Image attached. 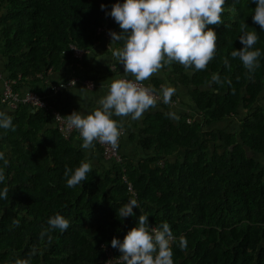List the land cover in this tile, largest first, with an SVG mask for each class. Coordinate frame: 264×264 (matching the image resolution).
<instances>
[{
  "label": "trees",
  "instance_id": "16d2710c",
  "mask_svg": "<svg viewBox=\"0 0 264 264\" xmlns=\"http://www.w3.org/2000/svg\"><path fill=\"white\" fill-rule=\"evenodd\" d=\"M117 1L0 0L3 76L19 78L15 90L27 84L41 94L37 83L43 80L36 74L76 62L71 45L90 49L105 23L110 31H122L107 14ZM255 7L252 0H225L223 23L208 26L218 39L206 69L186 70L176 62L163 68L169 80L188 89L200 117L174 122L165 112L148 115L137 143L153 152L137 163L125 159L102 169L91 164L87 180L68 188L66 166L75 170L87 160L55 127L40 136L52 118L50 111L20 105L2 112L12 118L15 131L0 128V172L5 176L0 193L7 189L6 198L0 195V264L18 259L103 264L101 246L120 256L111 241L123 242L141 214L149 225H170L174 264H264V169L257 160L264 159V31L253 23ZM244 25L258 35L254 49L261 56L253 72L231 56L243 48L239 37ZM122 45L116 42L117 48ZM114 72H124L123 65ZM214 73L221 83L212 82ZM159 82L154 80V86ZM230 117L235 126L221 127ZM180 149L183 154L172 159ZM131 198L140 209L119 218L117 210ZM57 214L70 226L53 231L49 242L42 233ZM181 237L187 241L183 250Z\"/></svg>",
  "mask_w": 264,
  "mask_h": 264
},
{
  "label": "clouds",
  "instance_id": "9594fccd",
  "mask_svg": "<svg viewBox=\"0 0 264 264\" xmlns=\"http://www.w3.org/2000/svg\"><path fill=\"white\" fill-rule=\"evenodd\" d=\"M252 2L256 4L252 14L253 23L264 31V0ZM224 3L225 0H124L123 3H115L107 14L122 31L109 32L112 42L108 50L113 43L123 42L122 47L111 49V57L123 65L125 76L131 75L134 79H113L108 84L107 94L99 99V107L91 113L82 115L74 111L68 116L57 114L54 121L59 123L63 120L69 130L75 129L82 140L80 147L84 150L95 148L96 143L117 147L121 126L112 117L140 120L146 111L158 105L155 90L144 87V81L174 62L186 70L201 71L207 68L215 56L218 39L214 29L208 26L223 23L221 14ZM105 8L106 5L102 4L101 9ZM246 28L247 25H244L240 29L243 34L239 40L243 48L232 51L231 56L239 58L242 65L253 72L259 66L261 51L254 49L257 33L246 31ZM224 63L230 67L227 60ZM211 80L221 83L220 76L215 73ZM70 83L73 86L76 81ZM173 91L169 87L161 89L164 103L170 101ZM0 128L15 131L12 118L2 112ZM3 159L4 153L0 152V160ZM91 171L90 162L81 161L75 170L66 166V186L76 187L87 180V174ZM4 179V174L0 172V182ZM0 195L6 198L7 189ZM134 208L140 209V205L135 198H131L117 210V215L121 219L134 216ZM138 221V225L125 235L123 242L115 237L111 241V246L121 253L116 258L117 264H174L171 243L175 237L170 225L165 222L150 227L148 217L143 214ZM48 224L49 228L42 235H47L49 242L53 231L63 232L70 226L69 221L59 214L50 217ZM179 246L181 250L187 247L184 237L180 238ZM15 264L28 262L18 259Z\"/></svg>",
  "mask_w": 264,
  "mask_h": 264
},
{
  "label": "crops",
  "instance_id": "0c3cea01",
  "mask_svg": "<svg viewBox=\"0 0 264 264\" xmlns=\"http://www.w3.org/2000/svg\"><path fill=\"white\" fill-rule=\"evenodd\" d=\"M1 11V9H0ZM111 37L96 40L90 49H87L84 57L81 60L76 59V62L67 61L57 70H52L46 81H40L37 83V87L41 89V95L45 96L49 104L54 107L56 111L68 116L71 113L80 112L82 115L91 113L94 109L99 107L98 101L105 96L108 92V84L113 79H118L119 76H125V73L116 74L110 70L111 65L119 64L111 57V49H115L116 43H113L108 50L111 43ZM1 45V42H0ZM0 69L4 70L3 60L0 58ZM71 75H76L81 81H78L74 86L65 88L58 92L51 90V85L58 83L62 80H66ZM127 77L134 79L131 75ZM86 78L91 81V87L85 86L82 83V79ZM159 80L158 86H154L153 81ZM103 82V86L101 87ZM150 87L153 86L155 91L160 96L158 105L155 108H151L143 114L142 119L133 121L131 118H122L113 116L112 119L117 120L120 128L122 129L121 135L118 140V145L121 151L123 162L125 159H131L134 163L139 162L142 158L152 154L153 149L144 150L138 145L137 141L139 137V131L144 127L146 117L155 112H165L171 120L177 122L182 116L188 120L191 118H199L200 114L197 110L192 99L188 95V89L184 86L175 84L168 77V69H161L157 74H154L149 80L144 81ZM164 87L172 88L173 94L168 103H164L162 100L161 89ZM22 94L26 93L29 89L27 84L20 86ZM1 92V83H0ZM0 112H8L0 103ZM235 119L230 117L224 121L221 127H229L232 129L235 126ZM55 127V121L53 118L45 125L44 129L40 132V136H43L46 130ZM130 134L136 135L135 139H130ZM72 143L79 147L87 162H90L93 166H97L99 169L110 167V164L105 161L99 152L97 145L90 150H84L80 147L82 140L75 137L72 138ZM183 149H180L172 159L183 154ZM159 162H163L160 160Z\"/></svg>",
  "mask_w": 264,
  "mask_h": 264
},
{
  "label": "built area",
  "instance_id": "2783aa9c",
  "mask_svg": "<svg viewBox=\"0 0 264 264\" xmlns=\"http://www.w3.org/2000/svg\"><path fill=\"white\" fill-rule=\"evenodd\" d=\"M117 2L123 3L124 1L120 0ZM110 19H113V18L110 16ZM109 32H110V30L108 28V23H105L102 26H99L96 30V33L98 35L104 37V38L110 37ZM70 47H71V50L73 52V56L76 59L81 60L84 57L86 50L79 49L73 45H71ZM110 70L115 71L116 65L115 64L111 65ZM51 72H52V68L49 67V68H47V70L37 73L36 76L40 80L46 81L48 76L51 74ZM121 78L131 79L127 76H119L118 79H121ZM18 79L19 78H17V79L10 78V77L5 78L3 76L1 70H0V83H1L0 103L8 112L16 111L20 105H27L33 109L42 108V109H45L47 111H50L53 119L55 118V116L57 114H60L61 116H66V115L62 114L61 112L56 111L54 109V107H52L49 104V102L47 101L45 96H43L39 93H36L32 90H29L24 94H22V91L20 88L18 90H15L14 85H17L19 83ZM73 80L76 81V83L78 81H81L78 76L71 75L66 80H62L58 83L52 84L51 90L53 92H58V91L63 90L65 88H70V87H72L70 82ZM82 83L85 86L91 85V81L89 79H86V78L82 79ZM143 86L152 88L144 82H143ZM155 95L157 96V99L160 100V96L158 95V93L156 91H155ZM55 128H56L57 132L59 133V135L64 139H72L75 137L79 138L78 132L75 129L69 130L66 126V122L63 120L59 123L55 122ZM120 131L122 132L121 128H120ZM96 145H97L98 149L100 150L101 157L105 161L114 162V163H118V164L123 163V158L121 155L119 145H117V147H115V148H113L110 145L100 144V143H96ZM159 164L162 165V162H159ZM128 189L135 195L134 191L131 188L130 183L128 185ZM149 226L155 227L154 225H149ZM101 247H102V253L104 256L103 264H116L117 263V260H116L117 257L114 256L112 249L110 247L104 246V245H102Z\"/></svg>",
  "mask_w": 264,
  "mask_h": 264
},
{
  "label": "rangeland",
  "instance_id": "374dc122",
  "mask_svg": "<svg viewBox=\"0 0 264 264\" xmlns=\"http://www.w3.org/2000/svg\"><path fill=\"white\" fill-rule=\"evenodd\" d=\"M262 103L264 104V101H262ZM257 160L260 163V166L264 169V159L263 158H257Z\"/></svg>",
  "mask_w": 264,
  "mask_h": 264
},
{
  "label": "water",
  "instance_id": "95a60500",
  "mask_svg": "<svg viewBox=\"0 0 264 264\" xmlns=\"http://www.w3.org/2000/svg\"><path fill=\"white\" fill-rule=\"evenodd\" d=\"M4 77L6 78V77H7V75L5 74V75H4Z\"/></svg>",
  "mask_w": 264,
  "mask_h": 264
}]
</instances>
